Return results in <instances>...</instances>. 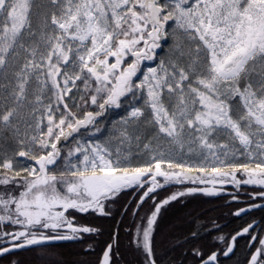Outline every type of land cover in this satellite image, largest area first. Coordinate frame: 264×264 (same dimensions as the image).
Masks as SVG:
<instances>
[{"label":"snow or ice","instance_id":"obj_1","mask_svg":"<svg viewBox=\"0 0 264 264\" xmlns=\"http://www.w3.org/2000/svg\"><path fill=\"white\" fill-rule=\"evenodd\" d=\"M122 107L115 151L83 139L104 133L101 118ZM9 136L0 264L98 233L72 214L110 216L127 189H144L143 204L165 185H210L154 203L134 243L143 264H157L152 232L164 205L226 185L264 200V0H0V140ZM250 229L219 252L194 247V264H223L244 235L255 245L248 264H264V236ZM115 243L97 264H116Z\"/></svg>","mask_w":264,"mask_h":264},{"label":"trees","instance_id":"obj_2","mask_svg":"<svg viewBox=\"0 0 264 264\" xmlns=\"http://www.w3.org/2000/svg\"><path fill=\"white\" fill-rule=\"evenodd\" d=\"M170 44L171 41L164 43L162 50H158V52L161 55L166 54ZM121 109L123 110V108ZM121 109H110L101 119L106 120L111 112H122ZM132 148L135 150V145ZM191 162L194 161L191 160ZM193 187L202 188L210 187V185L169 184L152 194V198L157 197L155 203H160L166 195ZM230 191L231 189H223L216 196H206L202 192H196L190 196L178 198L161 208L152 232L153 252L158 258L159 264H194L195 258L190 254L191 249L200 247L205 250L221 251L232 235L255 220L261 221L257 231V235L261 237L264 231V210H256L244 216L234 215L238 209L259 201V198L251 199L249 194V192L258 191L257 188L241 187L236 200H233ZM152 198L146 199L135 213L136 215L132 217L134 209H124V205L128 204L129 199L120 196L118 202L114 204L115 210L112 211L115 213L114 218L119 219L120 214L127 210L124 219L140 220V213L142 215L144 210H149L151 213L154 211ZM131 203H135V200H132ZM106 226V230H108L106 235H108L112 232L114 225L108 223ZM255 231L254 233H256ZM218 237H224L225 242L221 243L217 239ZM242 238L237 242V250L233 256L230 259H224L223 264L245 263L249 253L245 252L247 240ZM74 263L79 264L76 260Z\"/></svg>","mask_w":264,"mask_h":264},{"label":"flooded vegetation","instance_id":"obj_3","mask_svg":"<svg viewBox=\"0 0 264 264\" xmlns=\"http://www.w3.org/2000/svg\"><path fill=\"white\" fill-rule=\"evenodd\" d=\"M245 186L247 185H244L242 187ZM160 189H157L156 192H158ZM224 189L235 188L232 186L230 188ZM257 190L259 191V189ZM143 191L144 189L139 188L127 189L120 195L129 199L128 204L124 205V209H134L131 214L132 217L136 215L135 213L142 206V204H140L139 202L138 197ZM132 200H135V203H131ZM259 203L264 204V200H260ZM115 208V205L111 204L109 206V211H111L112 215L107 217H101L95 213L72 214L76 217L75 222L77 223V225L97 227L99 229L98 233L83 234L82 239L79 240L60 241L58 243L47 244L44 246H36L34 247V249L20 250L19 254L13 256V259L17 260L18 264H76L74 263L75 260L78 261L79 264H97V260L102 253L104 245L106 243H111L113 241V238H115L116 243L114 245V250L116 251L117 255L114 259L116 261V264H143V253L136 248L134 241L138 228H142L145 221L135 219H124L123 217L125 216L127 210L123 211L120 214L119 219L114 218L115 213H113L112 211L115 210ZM261 210H264V208ZM249 213L240 216H244ZM254 222H257V226L254 227V230H250V232L253 235L254 231L256 230L255 236L259 238V236L257 235V231L261 221L255 220L250 222L249 224ZM108 223L113 224L114 227L112 232L106 235V233L108 232V230H106V225H108ZM245 236L247 235L241 236L240 238ZM240 238L237 239L233 252L228 257H225L223 255L220 256V260L222 262L224 259L227 260L233 256L234 252L237 250V242ZM242 239L247 240L245 252H248L249 256L247 257L244 264H248V261L250 260V253L254 251L255 245L249 239V236ZM215 251L219 252V250ZM154 259L157 261V264H159L158 258L154 256Z\"/></svg>","mask_w":264,"mask_h":264},{"label":"rangeland","instance_id":"obj_4","mask_svg":"<svg viewBox=\"0 0 264 264\" xmlns=\"http://www.w3.org/2000/svg\"><path fill=\"white\" fill-rule=\"evenodd\" d=\"M37 2H39V0H37ZM169 41H171V40H169ZM171 43H172V41H171ZM169 51V50H168ZM166 53H168V52H166ZM165 55V54H164ZM163 56V55H162ZM126 107V106H125ZM123 108V107H122ZM120 111H122V112H111L109 115H108V118L105 120V124L103 125V127H104V129H105V131H104V133H102V134H97L96 136H85V137H83V139L84 140H90V141H92V142H99V143H105V142H108L109 143V146H110V148L113 150V151H115V149H116V147L117 146H120L119 145V139H117L116 138V136H117V134L115 133V129L113 128V126H112V122L114 121V120H116V119H118L119 118V116L121 115V114H123L124 113V108H123V110L121 109ZM0 143H4V144H6V145H8V146H15V144H14V142L12 141V139H11V137L9 136V138L7 139V140H0ZM155 143V142H154ZM123 147H125V148H127V145H125V146H123ZM162 147H168V145H162ZM186 158H187V156H186ZM191 160L192 159H189V162L191 163ZM188 189V188H187ZM187 189H185V190H187ZM230 194H232V196L233 195H235V196H238L239 194H240V191H237L236 189H231V191L229 192ZM251 192H249V194H250ZM192 195V194H191ZM170 195H166L165 197H163L162 199L164 200L165 198H167V197H169ZM185 196H190V195H185ZM185 196H183V197H185ZM181 198V197H180ZM156 199H157V197L155 198V197H153L152 198V201L155 203V201H156ZM172 202V201H171ZM260 202V200L257 202V203H259ZM158 203V202H157ZM112 205H114V204H112ZM152 213H151V211H149V210H147V211H143L142 212V215H141V213H140V220L141 221H145L144 222V225L142 226V228L143 227H146V225H147V217H149L150 215H151ZM142 217V218H141ZM158 217V216H157ZM156 224V223H155ZM155 224H154V226H155ZM153 226V227H154ZM253 235H255V233L253 234ZM262 236H264V231H263V234H262ZM157 255V254H156ZM154 256H155V254H154ZM156 257V256H155Z\"/></svg>","mask_w":264,"mask_h":264},{"label":"water","instance_id":"obj_5","mask_svg":"<svg viewBox=\"0 0 264 264\" xmlns=\"http://www.w3.org/2000/svg\"><path fill=\"white\" fill-rule=\"evenodd\" d=\"M230 187H232L231 185H226V186H224V188H230ZM218 188H219V186H218ZM246 208H250V207H246ZM261 209H263V208H250V210L249 211H247V212H244V213H242L241 215H243V214H246V213H249V212H253V211H256V210H261ZM252 225H253V228L255 227V226H257V222H254V223H251ZM247 227V226H246ZM251 230V229H250ZM240 231H242V229L240 230ZM239 232V231H238ZM234 235H236V234H234ZM233 235V236H234ZM241 237V236H240ZM240 237H238V238H240ZM58 242H60V241H55V242H52V243H50V244H53V243H58ZM34 247H36V246H34Z\"/></svg>","mask_w":264,"mask_h":264}]
</instances>
